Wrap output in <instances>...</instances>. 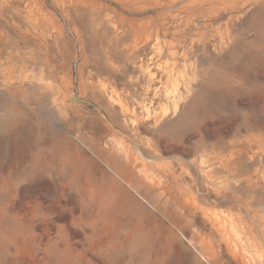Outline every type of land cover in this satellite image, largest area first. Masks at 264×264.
Here are the masks:
<instances>
[{
    "label": "rangeland",
    "instance_id": "obj_1",
    "mask_svg": "<svg viewBox=\"0 0 264 264\" xmlns=\"http://www.w3.org/2000/svg\"><path fill=\"white\" fill-rule=\"evenodd\" d=\"M194 1L0 0V264H242L213 233L215 211L242 217V238L257 241L249 253L264 261L263 225L244 202L264 203V133L240 125L239 110L169 127L227 72L221 35L235 40L264 0L241 11H198ZM257 47L245 77L264 76V38ZM248 97L246 112L264 120V91ZM251 132L257 158L246 149L233 166L241 199L228 188L217 202L212 188L227 173L215 157L243 149ZM115 169L130 176L132 185L117 178L127 191L111 182Z\"/></svg>",
    "mask_w": 264,
    "mask_h": 264
},
{
    "label": "bare ground",
    "instance_id": "obj_2",
    "mask_svg": "<svg viewBox=\"0 0 264 264\" xmlns=\"http://www.w3.org/2000/svg\"><path fill=\"white\" fill-rule=\"evenodd\" d=\"M160 1L162 3L161 5H166L168 7H171L172 5H177V4L182 3L184 0H160ZM188 4H189V2H188ZM193 4L195 5L194 9H197L198 11L206 10V8L208 9V7H209V9L211 7H213V8L215 7L216 9L225 10V11H231V10L241 11L242 9H244L246 4H248V3L245 0H198L197 2L194 1ZM263 12H264V9H261L257 13H252V18L247 23L246 28L243 30L242 33H240V34L238 33L239 36L235 40H234V38H232L233 37L232 36L233 31H230L228 29H226V32L221 35V38H220L221 43H228L229 45H231L230 54L232 56V59H231L230 63H225L226 68H227V72L217 75L216 78L213 79V82L208 83L206 86L204 85L201 89H199V91L197 93H195L196 95H194L191 102L189 103L188 111L184 112L178 119H176L171 124H169V127H171L173 130L175 129L177 131H179V130L186 131L195 123L196 119H198L199 117L207 118V117H212V116L218 115V114L223 115V114H225V112H227V111L229 112L230 110H233V111L239 110V111H243V113H248L247 115L242 114V116H241L242 118L240 119L241 120L240 125H243L245 127V129H247V130H259V132L264 133V120L262 118H258L256 116L252 117V114H250V112H246V109H248L250 111L253 110L251 108V105L252 106L255 105V103H253L252 98L248 97V96L249 95L251 96L252 94H256L258 92L264 91V76L254 74V76L249 75L248 77L247 76L245 77V75L243 74L244 72L242 71L244 69V65L250 60V57H251V56L249 57L246 54V52L248 51V48L253 47V49H254L255 47L258 46V44L264 38L263 15L261 14ZM235 19L236 18H234L232 16L229 18V21L232 22V21H235ZM242 21L243 20H241V21L239 20L237 23H242ZM251 34H254V36L249 38V35H251ZM206 39H207V36H204V40H206ZM228 54H229V52H228ZM258 56H259V54H258ZM259 59L260 58H258V60ZM255 63L258 64V62H255ZM253 67H255V66H252L251 68H253ZM256 67H258V66H256ZM221 69H222V67H221ZM251 71H254V70H251ZM238 78H240V79H238ZM238 93H240V94L242 93L243 96H241V97L239 96L240 98L237 100L236 98L238 96L236 97V95ZM244 96H247V97H244ZM255 99H256V97H255ZM255 99H254V101H255ZM4 107H5V105H4ZM7 107L8 108L11 107V108L9 109V111L7 109L8 112L6 113L5 118H11L12 114H14L13 108H12V106H10V105L8 106V104H6V108ZM16 110H17V108H16ZM14 111H15V109H14ZM237 126H239L238 123H237ZM233 128H235V126H233ZM258 136H260L259 133H252V134L248 135L247 138L245 139L246 146L243 147L244 144L241 145V147H243V149H241V148L240 149H232L233 151L224 149L225 151L220 153L221 156L215 157V159L219 163L217 169L219 171L223 172V174H224V172L227 173V174H224V175H221L218 177L220 180L222 179L221 181H219L221 184L219 187L221 189H219L218 187L212 188L213 191L215 192L217 202L220 200L222 201V200H225L228 198V196H229L228 188L234 189L230 194L232 195V197L235 198L236 201H239L241 199V197L236 193V192H238V187L240 186V185H237V182L241 181L239 179V176L241 177V175L239 174V172L237 170L233 169V166H235L237 164V159L239 158V156H241L240 153H242V155H244V153L247 154L246 149L250 150L249 152H252L251 158H253V160L255 158H257V157H255L257 152L253 150V147L255 146V142H253V140H256V142L259 143L257 140ZM2 137L0 135V143L2 142V140L5 139ZM233 145H235V144H233ZM233 145H232V147H233ZM222 150H220V151H222ZM242 151H244V153ZM130 161L132 164H135V162H136V160H134L131 157H130ZM253 162H252V164H253ZM144 166H146V165H144ZM119 167H121V165H119ZM141 168H142V166H141ZM141 170L143 171V169H141ZM126 171H128V170L126 169ZM114 172H115L114 174L116 175V177L114 176V178L112 177L113 180L111 179L112 180L111 182L113 183V185L119 187L121 190L127 191L123 187L122 184L117 182V180H118L117 178L120 177L128 185H132L130 176L127 175L126 172L122 173V170H119V169L118 170L115 169ZM133 172H134V168H133ZM154 177L157 178V175ZM154 177L152 178L154 185H157V186L160 185L161 184L160 181L156 180V178H154ZM232 180L234 182L233 187L231 184L232 182H230ZM165 182H166V184L164 183V185H167L166 180H165ZM245 182L247 183L246 186H247L248 192H250V197H252L251 196V192H253V190H252V179L248 178V179H246ZM261 200H258V202L259 201L261 202ZM244 202H246L245 203L246 207L254 219V223H253L254 228L262 224L263 230H261L260 228L259 229L264 233V203H257L254 200H249V201H244ZM120 203H121V201H120ZM123 203H124V201H123ZM123 203H122V205H123ZM138 204H139V202H138ZM206 214H207V216H209L208 218H209V222L211 223L213 233L215 232V233L220 235L221 240L230 249L232 254L241 261L242 264H264V261L255 260L252 257V255L249 253V248L251 246H253L254 244L256 245L257 241L256 240L252 241L249 237H245V239H243L244 237L242 238V236H241V233H243V234L247 233V230H246V228H247L246 224L247 223L246 222L244 223V221H242V217H234V214H232V213H228L231 216H227V214H225V212H223V211L222 212L215 211L213 213H206ZM236 218H238V219H236ZM237 220H239V221H237ZM236 228H239V229L237 230ZM254 230H256V229H254ZM251 231H253V229H251ZM233 233H235V234H233ZM260 239H261V237H260Z\"/></svg>",
    "mask_w": 264,
    "mask_h": 264
},
{
    "label": "water",
    "instance_id": "obj_3",
    "mask_svg": "<svg viewBox=\"0 0 264 264\" xmlns=\"http://www.w3.org/2000/svg\"><path fill=\"white\" fill-rule=\"evenodd\" d=\"M69 100L76 102L78 104L89 105L90 107L94 108L104 120H106L109 124L111 123L106 113L99 106H97L93 101L83 98L76 94L70 96Z\"/></svg>",
    "mask_w": 264,
    "mask_h": 264
}]
</instances>
